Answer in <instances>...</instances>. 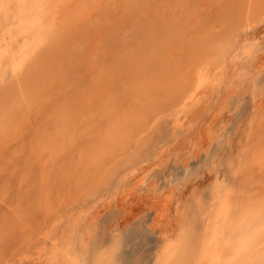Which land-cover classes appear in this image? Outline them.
<instances>
[{"label": "rangeland", "instance_id": "374dc122", "mask_svg": "<svg viewBox=\"0 0 264 264\" xmlns=\"http://www.w3.org/2000/svg\"><path fill=\"white\" fill-rule=\"evenodd\" d=\"M102 5L97 7L95 26L101 30L109 26L123 39L120 50L114 53L116 58L104 57L113 59L118 71L107 68L106 72L101 55L96 57L97 66L68 56L66 72L63 70L60 79L50 83L42 97L30 99L22 121L0 142V264H192L194 261L188 263L186 257L193 248L173 256L168 254L167 244H175L190 225L196 231L207 227L208 213L218 194L232 190L239 203L264 189V168H238L245 152L251 163L258 138L264 143V68L254 69L257 58L264 54V14L261 21L243 28L239 26L240 0H214L212 10L204 7L206 26L221 38L217 43L224 50L220 66L223 69L237 61L241 63L238 86L234 93L219 100L216 85L221 70L215 71L209 86L188 101L181 112L184 105H173L172 89L168 95L160 93L156 98L151 94L148 102L139 96L140 101L134 90L141 79L131 77L128 64L131 60H152L153 53L142 49L149 42L142 41L146 36L136 31L134 21L126 14L119 17L111 5ZM90 43L98 45L95 38ZM187 51L192 53L190 47ZM43 52L32 64L36 73L49 58V50ZM180 54L178 60L183 61L184 68L191 57L186 52ZM127 58L130 61L125 62ZM184 71L181 77H186ZM7 76V82L0 87V102L18 87L7 89L12 82L9 73ZM87 102L94 105L88 106ZM55 113L62 117L56 119ZM112 119L119 121V128L123 126V144L105 149L103 141L107 142L108 133L116 127ZM200 128H209L201 144L196 137ZM166 148L171 150L170 155L154 166ZM144 166H150L146 181L133 185L131 175ZM165 196L173 198L168 224L152 229L155 206Z\"/></svg>", "mask_w": 264, "mask_h": 264}, {"label": "bare ground", "instance_id": "6f19581e", "mask_svg": "<svg viewBox=\"0 0 264 264\" xmlns=\"http://www.w3.org/2000/svg\"><path fill=\"white\" fill-rule=\"evenodd\" d=\"M240 1L241 9L239 13L242 24L240 23L239 26L241 25L243 28H249L256 21L258 22L262 20V16L264 14V0ZM213 2L214 0H0V87L4 86V84L7 82V73L10 74L12 82L8 84L9 86L6 85L8 86L6 88L9 89L10 87L12 89L15 87V85H18L17 90H14L15 92L12 91L8 93L10 95L6 97L5 101L0 102L3 103L0 105V142L4 137L9 136L10 133L13 132L12 130L15 128V126H17L22 121L21 118H24L23 115L26 112L30 99L34 96L42 97L47 87L49 88V85L51 86L50 83L52 81L56 82V78L58 77L60 79L63 70L66 72L67 68L65 67L68 66L66 63L68 56H70L71 59L77 58L80 60L82 58L88 60L90 65L92 64L97 66L96 57L97 55H101L104 65L103 68L105 70L107 68L108 70H110L109 68L114 69V71L117 70L116 67L118 65L116 67L114 66L115 63L113 62V59H105L104 57H109L111 55L113 57L117 56L114 53L115 51L117 52L118 49L120 50L123 39L120 37L121 34L119 31H116L117 33L114 31L113 33V30H111L109 26H103L102 30L98 29L100 27L95 26L96 24L94 19L97 17V7L102 4L111 5L112 11H114V13L119 17L123 15L124 18L126 14V17L134 21V27L136 28V31L140 34H144L146 37H144V35L142 37L148 40L146 41L144 39L142 41H145L146 43L149 42L146 47L142 48L141 45V48L145 49V51L149 50V53H153L151 56V61L149 60L145 63H140L141 60L139 61L136 59V61H139V63H132L133 61L131 60V62L129 57V59L127 58L126 61L123 60L125 62L130 61V64H127L129 66L128 71L133 73L131 77L136 76L137 78L140 77L141 79H137L139 84L138 86L135 85L136 87L134 90L136 93L138 92V94H136L138 97L141 96L144 100L146 99V102H148V100H152L150 99L151 94H155L154 96L152 95L151 98H156L160 93L161 95H163V93L168 95L169 89H172L174 92L171 94L173 95L171 96L173 105L183 104L184 106L181 109V112H183L187 107L188 101L193 98L196 99L202 89L212 82L213 73L215 71L219 72V70H221V78L219 77V81L216 85L220 94H218L219 100L227 98L231 93H234L232 91L235 86H238L236 82L237 79H239L238 74L241 68V63L237 61L230 68L225 67L222 69L220 66L224 59V50L220 49L217 43L219 40H221V38L217 36L216 32L213 31L212 28L209 29L210 27L206 26V21L208 18L204 12V7L206 6L211 10L213 9ZM231 11L232 10L229 11L230 14ZM226 16H228V13ZM222 19V21H225V16ZM227 19L228 17L226 20ZM122 24H124L123 21ZM118 28H120V26ZM96 29L98 30L96 31ZM130 33H132V31ZM133 33L136 35V32ZM132 36V38H134V35ZM93 38L97 40L98 45L90 43ZM119 44H121V46ZM126 44H128V42ZM97 46H102L101 49L98 48L99 51L96 50ZM189 47L192 50L191 54L193 57L190 54V51H187ZM137 49L140 50L139 48ZM44 50H49V53H47L49 58H47L46 63L43 62L42 70L40 69L41 71L36 73L35 69L32 68V64L36 61V59L38 60L39 54H41ZM184 52L188 53V55L190 54L189 57H191V59L184 68H181L183 61L178 60V58L179 56H182L180 53L184 54ZM130 56L134 57L135 55ZM153 57L157 58L153 60ZM99 58L100 56L98 59ZM114 61L117 60L114 59ZM117 64H119V62ZM254 65V69L256 71L264 68V54L257 58V61ZM7 66H9L8 70ZM120 66L118 68H120ZM183 69L186 70V72L184 71V74L186 73V77L183 76L184 78L180 75ZM111 73L113 75V70ZM214 76L216 77V73ZM65 77H67L66 74ZM109 80L111 81V79ZM137 87L138 89H136ZM5 91L6 90H4V92ZM88 94L87 97H91L90 95L93 93H90L89 96ZM5 95L2 96L5 97ZM78 99L79 98H77V100ZM110 99L111 96H109V100ZM140 99V101H142V98ZM90 100L91 99H89V101ZM110 103L111 102L109 101V104ZM87 104L90 106L92 103L87 102ZM106 104V107H108V103ZM141 104H143V102ZM143 105H145V103ZM145 108L148 109L147 107ZM83 109L85 108L83 107ZM216 109L217 108L215 107L214 112ZM56 114L57 113L54 114L56 119L58 116L62 117L61 115L56 116ZM118 119L121 123L123 122L122 119V121L120 120V117L117 118V120ZM127 119L129 118L127 117ZM117 120L112 121L115 122L116 125H114L116 127H118L117 125L120 124ZM133 120L134 122H137L135 119ZM133 120L131 121L133 122ZM61 124L59 122V125ZM116 127L113 128L110 133H108L111 137L107 136L109 139H104L107 140V142L103 141L104 144L102 145V142L100 141L101 144L99 143V149L101 145L105 149H112L116 146H122L123 126L121 128ZM65 128L67 129V126ZM115 129H117V131H115ZM59 130L61 132V129ZM107 130L108 132L110 131L108 128ZM113 131H115V133ZM135 132L136 130H134V133ZM208 132L209 128H200L196 136L198 137L199 144H201V142L206 139ZM129 134L130 133L127 135ZM54 137L56 139H60L59 136L58 138L56 136ZM62 137L64 138L65 136L62 135ZM262 142V138H258L257 147H252L253 150L250 156L252 159L251 163L249 162L250 159L245 157L246 152L243 153V161L241 167L238 168H241L242 170L247 169L248 166L264 168V143ZM56 144L57 143H55V145ZM53 146L54 145L52 144V147ZM96 146L94 147L96 148ZM246 147H248L247 144ZM101 149L103 152L106 151L103 148ZM95 150L96 149H94V151ZM96 151H99L98 148ZM170 151L171 150L166 148L159 155V158L153 165H157L162 161V159L169 156ZM108 154L109 152H107V155ZM101 155L96 154L95 156L99 157ZM91 156L93 157V155H90V157ZM246 156L249 155L247 154ZM88 159L90 158L88 157ZM97 159L99 160V158H96L95 161H97ZM150 166H144L140 170L136 171V173L131 175L130 178L134 183L133 185H140L146 181L145 173L147 169L150 168ZM260 190L263 192L256 194V197L253 194L248 198L246 197L247 199L245 201L239 203L235 202V196L232 190L222 192L215 196L213 198L211 210L208 213V218L206 221L207 227L198 228L196 231L192 225L188 226L186 233H182L184 235H182V237L175 244H167L166 250L168 254L174 256L180 250L187 251V249L193 248L192 250L190 249L191 251H189V254L186 257L188 258V263H192L191 260L194 261L192 264H264V189L262 190L260 188ZM256 191L257 190L255 189V192ZM172 200L173 198L170 196L162 197V199H160L158 204L155 206V215L151 221L152 229L157 226H165L168 224ZM174 210L177 212L176 207ZM184 226L185 225H179V227ZM164 231H162V234L166 233H164ZM166 241L169 242V239Z\"/></svg>", "mask_w": 264, "mask_h": 264}]
</instances>
